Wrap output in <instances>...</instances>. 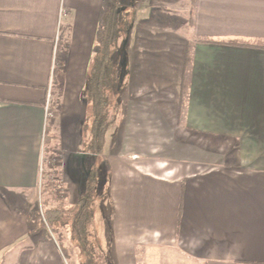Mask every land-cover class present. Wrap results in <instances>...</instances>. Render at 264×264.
Returning <instances> with one entry per match:
<instances>
[{"label":"crops","instance_id":"obj_1","mask_svg":"<svg viewBox=\"0 0 264 264\" xmlns=\"http://www.w3.org/2000/svg\"><path fill=\"white\" fill-rule=\"evenodd\" d=\"M112 1L0 0V264H81L76 240L58 243L32 217L52 162L70 204L94 165L108 168L101 243L112 264H264V0H184L180 110L162 104L174 67L136 61L135 10L117 122L98 159L82 93Z\"/></svg>","mask_w":264,"mask_h":264},{"label":"rangeland","instance_id":"obj_2","mask_svg":"<svg viewBox=\"0 0 264 264\" xmlns=\"http://www.w3.org/2000/svg\"><path fill=\"white\" fill-rule=\"evenodd\" d=\"M125 1L128 3L133 0ZM112 2L117 8H123L124 4H127L123 0H115ZM139 2L140 0H134L132 2L134 5L131 6L132 9L130 8L132 12L137 10L136 12L139 14L140 18H142V22L139 21V26L137 27L139 32L135 48L136 61L153 62V60L157 58L155 62H158L160 65L168 62V68L174 67V69H171L173 75L169 77V81L167 80V84L164 86L165 90L162 89L173 100H169L170 97H168V101L162 104L167 105V107L172 104L173 110H180L181 102H179L178 96L180 94L179 92H182V79L183 77L185 79V76L180 79L179 84L176 70H182V68L187 70L188 67V64L184 63V57L185 51H189V47L185 46V41L188 39L190 42L191 40V3L184 0H178L176 2L174 0H146V2L141 5L143 1L141 3ZM148 7H151L150 10L153 15L156 13L155 19L149 16ZM145 16L148 18L147 22L143 20ZM162 16L164 18H161ZM131 46L132 44L129 43L128 47ZM183 73H186L185 70H183ZM159 82H162L160 77L157 79V83ZM157 83L152 82V84L155 85ZM159 92L158 90V93ZM164 92L161 91L162 94ZM158 97L160 98L161 96L158 94ZM178 121L180 120L178 119ZM108 145L107 151H105L106 154L115 151L117 146L116 135H113L112 139L110 138ZM47 166L48 165L44 163L43 168L47 170L49 168V166ZM50 168L51 170L48 171L52 179L49 181L48 178H44L42 181L38 197H36V202L34 203L32 217L38 215L39 228L44 230L51 238L54 237L60 244L66 242V233L73 236L82 232L85 236L82 240V244H84L82 247L89 250L88 252L92 255L93 264L97 263L98 258L96 257V249H98V247L94 244L97 245L100 243V248L106 253L105 246L102 245L101 240L103 238L105 240L109 239L106 230L111 218V205L107 194L108 178L110 176L108 168L106 165L99 168V175L92 183L93 192L91 197L84 198V200L87 201L84 202V213L88 216H86V220L84 217V219H82L83 221L75 220L78 214V218H81L80 212L82 211V207H78V201L80 199L75 204H70L68 203L69 200L67 201L64 198L65 189L60 182L61 173L59 165L56 162H52ZM47 183L52 187V194L56 193L57 195L49 198L50 195L47 193ZM86 207L89 209V214H87ZM49 209H53L54 213L50 214L48 211ZM84 256L87 257V254H84ZM74 261L77 262L76 259ZM69 264L72 263L70 262Z\"/></svg>","mask_w":264,"mask_h":264},{"label":"trees","instance_id":"obj_3","mask_svg":"<svg viewBox=\"0 0 264 264\" xmlns=\"http://www.w3.org/2000/svg\"><path fill=\"white\" fill-rule=\"evenodd\" d=\"M123 1L126 2L125 0ZM133 1L126 2L127 4H124L123 8L111 5L107 9L98 45L94 52L88 70L86 85L82 93V100L89 109L84 124V134L87 139L86 145L92 155L98 159L102 156L104 137L108 128L115 126L117 122L120 104L118 98L123 90V82L127 76V70L122 71V67L126 65L128 60L127 48L131 42L130 33L134 24V12L130 11L132 9L131 6L134 5ZM184 63H190L188 52L185 54ZM183 79L182 91L185 83ZM52 159L54 160V157ZM99 168V166L94 165L92 171L87 175L85 194L78 201V207H82V211L80 212L81 218H78V214L75 220L81 221L84 217L85 220L87 219L86 216L88 215L84 213L83 208L85 207L84 202L87 201L84 198L91 197L93 192L92 183L99 175ZM47 191L48 195H50L49 198L57 195L56 193L52 194V187L49 183H47ZM48 211L50 214L54 213L53 209H49ZM88 211L89 209L87 208ZM36 221L39 225L38 215L36 216ZM68 235L69 233H66L68 239L70 238L78 242V248L81 253V264H93L92 255L89 254V250L82 247L84 245L82 244V240L85 238L84 234L81 232L73 236ZM94 245L98 247L96 249L98 261L94 264H112L109 254L103 252L100 248V243ZM84 254H87V257Z\"/></svg>","mask_w":264,"mask_h":264},{"label":"built area","instance_id":"obj_4","mask_svg":"<svg viewBox=\"0 0 264 264\" xmlns=\"http://www.w3.org/2000/svg\"><path fill=\"white\" fill-rule=\"evenodd\" d=\"M54 103V98L51 92V82L48 86V92L46 95V100H45V114L46 118H51L52 117V110H51V105Z\"/></svg>","mask_w":264,"mask_h":264}]
</instances>
